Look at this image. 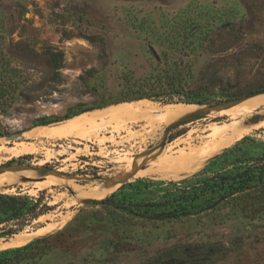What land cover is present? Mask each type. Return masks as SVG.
I'll return each instance as SVG.
<instances>
[{
  "label": "rangeland",
  "instance_id": "1",
  "mask_svg": "<svg viewBox=\"0 0 264 264\" xmlns=\"http://www.w3.org/2000/svg\"><path fill=\"white\" fill-rule=\"evenodd\" d=\"M167 67L179 69L202 106L229 108L264 92V0H0V195L40 199L49 209L18 237L0 238V253L10 252L2 264H264V208L252 211L251 198L163 222L97 204L137 179L190 178L246 136L264 140L262 107L237 119L253 121V129L189 168L168 169L157 159L197 145L208 124L233 120L207 116L170 131L173 124L135 122L83 141L45 136L118 105L111 101L125 78ZM140 101L157 109L197 105L178 97ZM20 143L34 152H7ZM120 177L112 193L77 196L78 187Z\"/></svg>",
  "mask_w": 264,
  "mask_h": 264
},
{
  "label": "trees",
  "instance_id": "2",
  "mask_svg": "<svg viewBox=\"0 0 264 264\" xmlns=\"http://www.w3.org/2000/svg\"><path fill=\"white\" fill-rule=\"evenodd\" d=\"M180 74L179 69L167 67L139 81L125 78L123 89L111 104L140 100L168 104L178 97L187 103L201 105L198 95L185 91ZM48 124L42 123L41 126ZM180 170L183 169H163L169 173ZM153 176L166 180L175 177L160 173ZM239 197L253 199L252 211L259 210L255 206L264 208V140L246 136L190 178L179 182L137 179L122 185L117 192L97 201V204L112 207L136 219L163 222L198 217ZM47 210L40 199L0 195V238L19 234ZM30 247L17 248L11 253H20ZM9 254L0 253V264Z\"/></svg>",
  "mask_w": 264,
  "mask_h": 264
},
{
  "label": "bare ground",
  "instance_id": "3",
  "mask_svg": "<svg viewBox=\"0 0 264 264\" xmlns=\"http://www.w3.org/2000/svg\"><path fill=\"white\" fill-rule=\"evenodd\" d=\"M259 107H262L264 109V96L262 95L247 99L242 103L235 105L233 107L229 106V108L227 107V108L211 110V112L207 116L211 117L212 119L215 118L216 116L217 117L228 116L234 122L225 125L223 124L221 126H219L216 123L208 124L207 127L208 134L204 138H202L200 142L198 141L199 143L198 144L196 143L197 145L185 149H180L178 150L176 155L161 154L158 157L157 161L168 169L189 168L202 164L203 162L211 158L215 153L221 151L229 144H231L235 139L241 137L248 129H253L251 128L254 123L253 121L246 119L247 121L240 122L237 119L245 116H250V114ZM203 110H205L204 106L198 107V106H186V105L157 109L153 107L149 102H145V101L135 102L131 104H118L103 109L102 111L98 112L97 114H94L93 116H90L89 114H82L76 116L68 120L67 121L68 124L65 127L55 130L53 132H47L45 136L47 138H58L61 140L73 138L75 140L77 139L83 141L93 138V136L96 135V133H98L97 131L102 129L104 130L108 126H113V129L118 132L124 129V127L127 126L129 123L131 124L135 122H145L147 123L146 126L150 125L152 127L158 123L160 124L161 122L164 123V125L165 124L169 125V124L177 123L183 119H186V117L192 113ZM162 116L164 117L163 119L164 121H157ZM206 118L201 120H205ZM164 125L162 127H164ZM258 126L263 127L264 122L260 123ZM156 129L161 131V126H159L158 128L156 127ZM181 147L183 148V146ZM166 149H168V147ZM34 150L35 147L33 145L20 143L16 147L8 148L7 152L12 154V156L14 157H20L21 155L24 154H32ZM166 152L167 151H165V153ZM128 174L129 173H125L123 174V176H126ZM121 178L123 177L111 179L109 182H102L93 187H86V188L78 187L76 188L77 196L78 197L94 196L99 194L106 195L108 193H112L116 190L119 183L118 180ZM112 184L115 185L110 187ZM92 199L99 200V198H92ZM19 235L17 234L15 235V237H18ZM15 242L17 244L19 243V241H15Z\"/></svg>",
  "mask_w": 264,
  "mask_h": 264
},
{
  "label": "water",
  "instance_id": "4",
  "mask_svg": "<svg viewBox=\"0 0 264 264\" xmlns=\"http://www.w3.org/2000/svg\"><path fill=\"white\" fill-rule=\"evenodd\" d=\"M258 95H264V92L242 97V98L238 99L237 101H235L234 105H238V104L242 103L243 101L250 99L252 97L258 96ZM187 105H195V104H187ZM196 106H202V105H196ZM204 108H205V110L192 113V114L188 115L186 117V119H183L177 123H174L173 125L168 127L167 130L170 131L172 129L178 128V127L183 126L185 124L204 119L211 112V110L220 109L221 107H219V106H204ZM45 173H46V171L43 174H45ZM90 201L93 202L95 200L91 199Z\"/></svg>",
  "mask_w": 264,
  "mask_h": 264
}]
</instances>
